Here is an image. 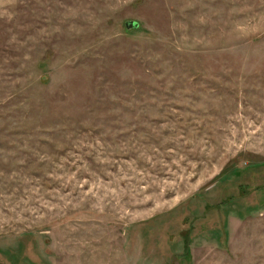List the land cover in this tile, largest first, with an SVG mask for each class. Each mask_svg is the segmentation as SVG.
Listing matches in <instances>:
<instances>
[{"label": "rangeland", "instance_id": "1", "mask_svg": "<svg viewBox=\"0 0 264 264\" xmlns=\"http://www.w3.org/2000/svg\"><path fill=\"white\" fill-rule=\"evenodd\" d=\"M0 264H264V0H0Z\"/></svg>", "mask_w": 264, "mask_h": 264}, {"label": "water", "instance_id": "2", "mask_svg": "<svg viewBox=\"0 0 264 264\" xmlns=\"http://www.w3.org/2000/svg\"><path fill=\"white\" fill-rule=\"evenodd\" d=\"M125 26L128 30L138 29L140 27L139 23L134 21H128Z\"/></svg>", "mask_w": 264, "mask_h": 264}]
</instances>
